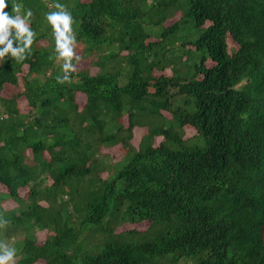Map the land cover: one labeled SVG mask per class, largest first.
<instances>
[{
	"label": "trees",
	"instance_id": "16d2710c",
	"mask_svg": "<svg viewBox=\"0 0 264 264\" xmlns=\"http://www.w3.org/2000/svg\"><path fill=\"white\" fill-rule=\"evenodd\" d=\"M12 2L36 33L27 59L0 61V93L26 67L22 90L0 95V238L17 264H264V0H183L181 14L178 0H9L10 14ZM56 2L80 51L64 84L49 59ZM163 112L176 127H146L134 150L141 113Z\"/></svg>",
	"mask_w": 264,
	"mask_h": 264
},
{
	"label": "clouds",
	"instance_id": "9594fccd",
	"mask_svg": "<svg viewBox=\"0 0 264 264\" xmlns=\"http://www.w3.org/2000/svg\"><path fill=\"white\" fill-rule=\"evenodd\" d=\"M8 6L9 0H0V61L10 57L21 63L31 55L36 39V33L31 28L34 13L22 3L12 2L10 14L6 11ZM49 7L56 9L45 14L55 41L54 54L49 59L62 61L63 75L57 76L56 80L57 83L64 84L71 81V74L76 71L80 60L76 53L77 39L73 30L75 21L66 5L56 2ZM8 223L7 219H2L0 228H4ZM18 259L17 249L0 241V264H17Z\"/></svg>",
	"mask_w": 264,
	"mask_h": 264
},
{
	"label": "rangeland",
	"instance_id": "374dc122",
	"mask_svg": "<svg viewBox=\"0 0 264 264\" xmlns=\"http://www.w3.org/2000/svg\"><path fill=\"white\" fill-rule=\"evenodd\" d=\"M178 5H179V7H177V6H175V7L178 10L177 13L181 14L180 12H182V10H183V0H178ZM160 15H164L165 18H167L168 24L171 23L172 21H174L176 19V18H174V16L171 17L173 14H172V10L170 8H158V9H156L155 10V16L156 17H159ZM161 29H162V26H160L158 28V31H160ZM197 32H198L197 30H194L193 29V33L194 34H196ZM185 35H187L188 37H191L192 30L189 29V28L183 29L180 32V37L178 38V40L181 41V38L183 36H185ZM151 40H154V39H151ZM227 42H228V45L230 47L234 46V43L231 41L230 38L227 39ZM43 44H45V42H43ZM157 50H158V48H157ZM76 53H77V56L80 55V51L79 50H77ZM160 55H161V53L159 54V56ZM200 55L201 54L199 53L196 57L199 58ZM193 62L194 61L192 60V61H189V62H186V63H181L179 60H175L173 62V64L179 70L176 71V69H174V71H176L177 72V75H179V76H185V77L186 76H191L192 74H194V69L190 67V64H192ZM84 64H85V62H82L81 63V65H84ZM25 72H26V67H23L21 74L18 75V77H19V85L17 87L5 85L4 86L5 88L0 93V95H2L3 97H10L13 93L20 92L22 90V86H23L20 77L23 74H25ZM186 98H189L190 99V97H187V96H186ZM76 100H77V102H79V103L81 102L82 103L84 101V98L82 96H80V95H77ZM17 103H18L19 106H22L24 109H26V102H25V100L22 97L17 100ZM180 103L182 104V100H180ZM183 104H185V103H183ZM187 107H189V105ZM164 113H166V112L161 113L164 118L160 114L159 115H157V114H155V115H153V114L152 115H149V114H146V113H141V119L139 120V126H140V128L137 127V128H134L133 129L132 143H133L134 150H137V148H136L137 146H135V145L138 144L139 139H140V136L144 133L146 127H149V128L169 127V126L176 127V122L169 120V118L167 116H165ZM124 121H126V120L124 119ZM194 134H195L194 130L189 129L187 127L184 128V138H189V137H191ZM159 138H161V137H155L153 139V146L156 145V144H158L161 141ZM186 144L188 146L189 145H192V146L193 145L203 146V140L202 139H199L197 137H194V138H191V139L186 140ZM103 152H106L111 157L112 161L115 162V163H113L111 165V170L113 172L117 171L118 169H120L123 166V163L120 160L122 158V156H123V154H122L121 151H119L116 148H113V149L103 150ZM105 171L107 173H109V169H107ZM102 177H105V175L103 174ZM25 192H26L25 189L22 190L21 193H20L21 196L26 195ZM10 207H13L14 208V207H16V204L14 202H4L3 203V209L7 210ZM5 216H7V214ZM136 227L139 230H144V229L147 228V223L144 222V223H142V224H140V225H138ZM2 232H4V231H1V234H2ZM35 237L37 239V242L40 243V242H42L44 240L45 234H44V232H36L35 233ZM0 241H4V240L2 238H0ZM6 243H8L10 246H12L13 243H14V240L13 241L6 242ZM35 264H45V263L43 261H38Z\"/></svg>",
	"mask_w": 264,
	"mask_h": 264
},
{
	"label": "bare ground",
	"instance_id": "6f19581e",
	"mask_svg": "<svg viewBox=\"0 0 264 264\" xmlns=\"http://www.w3.org/2000/svg\"><path fill=\"white\" fill-rule=\"evenodd\" d=\"M2 79V78H1ZM4 79V78H3Z\"/></svg>",
	"mask_w": 264,
	"mask_h": 264
}]
</instances>
